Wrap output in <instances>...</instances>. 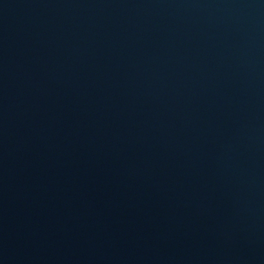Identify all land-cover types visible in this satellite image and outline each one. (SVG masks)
<instances>
[{
    "label": "water",
    "instance_id": "water-1",
    "mask_svg": "<svg viewBox=\"0 0 264 264\" xmlns=\"http://www.w3.org/2000/svg\"><path fill=\"white\" fill-rule=\"evenodd\" d=\"M0 264H264V0H0Z\"/></svg>",
    "mask_w": 264,
    "mask_h": 264
}]
</instances>
